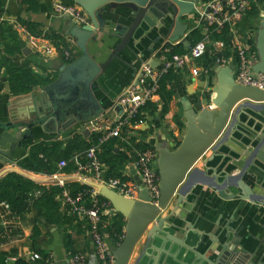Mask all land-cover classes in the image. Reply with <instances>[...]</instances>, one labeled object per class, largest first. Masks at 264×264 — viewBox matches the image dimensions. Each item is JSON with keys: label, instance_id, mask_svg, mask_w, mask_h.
Wrapping results in <instances>:
<instances>
[{"label": "crops", "instance_id": "crops-1", "mask_svg": "<svg viewBox=\"0 0 264 264\" xmlns=\"http://www.w3.org/2000/svg\"><path fill=\"white\" fill-rule=\"evenodd\" d=\"M1 1L4 4V14L0 19L2 23L0 32L2 30L4 32L6 31L5 33L3 32L4 34H8V32L15 33L22 47L21 56H15L11 60L19 63V65L24 63L28 64L34 74L42 78H53L54 82L58 78L62 66L65 65L62 61L60 51L49 58L35 54L26 46L23 34L16 28L17 24L21 25L20 20L30 21L39 24L43 31H55L64 37L71 48L75 47V41H70L62 34V27L64 25L63 18L57 17L52 12V3L54 0H39V11L34 13L26 11L20 5L19 0ZM209 1L202 0L200 7H197L195 11V15ZM128 13L125 9H107L103 15L107 21L106 31L109 34H98L96 41L88 43V53L97 63H104L116 45L119 44L118 38L112 36V33L117 25L126 27L130 24L131 18L128 17ZM263 22L264 0H257L254 8H251L243 14L236 23L233 31L229 33V30H227L228 39L226 42L222 40L225 45L223 49L216 48L214 45L215 41L211 40L207 51L201 59L191 64V66H197L199 68L200 74L198 76L215 85V70L217 67L235 66V47L239 43L245 46L246 50L255 56L256 63H258L256 39ZM185 23L188 25V30L183 36L188 38L189 33L194 30V21L189 18ZM165 34L166 27L163 29H159L158 26L147 28L146 25H143L136 32L135 38L130 41L129 45L132 52L124 50L120 54V59H114L111 65L99 75L93 89V94L101 107L100 118L111 121L118 119L119 116L116 111L118 108L117 100L127 87L134 82L135 75L139 72L142 63L150 62L153 57L152 55L166 45L165 40H158L159 37ZM184 48H190V44ZM216 57H223L226 61V66L216 65ZM198 76L194 77L189 67L175 69L174 78L169 84V89L172 91L173 97L169 105L168 113L162 117L159 112L161 102L159 96L156 95L151 101L158 107V112L154 116L148 117V120L140 127L133 128L134 132L126 133L122 138L123 142L128 145L131 144L132 148L129 153L122 150V153L126 156V166L123 175L130 185L137 187L135 198L138 197L143 188L141 187L139 171L134 163L136 148L134 146H146L147 149H152L156 152V147L159 144L161 147H166L169 151H174L181 144L187 132V119L184 108H186V100L189 99L188 92L197 91L196 87L190 88L189 85ZM1 84L0 137L5 132L11 136H14V133H19L22 137L26 130L20 127V124L32 117L36 108H40L47 100L43 92L44 87H36L27 95L13 97L9 93L8 83L2 80ZM66 99L73 98L68 97ZM210 107L213 110L215 109L211 104ZM263 115L264 106L248 101L240 102V108L235 115V122L231 126L230 133L218 146L214 149H209L196 163L195 167L200 172L207 171L220 184L224 183L230 176H237L246 164L243 161L244 156L248 154L251 148L256 147L259 137L264 133ZM95 117L78 123L66 132L59 134H54L51 130L45 132L40 127L35 128L33 130V138L23 142L22 147L15 148L14 151H11L5 164L0 163V174L4 170L16 169L34 178L36 180L35 182L46 186L58 184V181L54 180L53 176L63 179L65 181L64 187L67 189L76 183L84 185L80 181L81 178L87 177L89 180H92V174L88 171L87 173L73 172L68 174L55 173L53 175H43L21 170L18 163H22L23 165L32 164L31 158L29 157L31 145L41 141H67L75 133L83 134L84 131H87L84 127ZM90 135L92 134L89 132L88 138ZM10 146L11 142L9 141L3 151L8 150ZM262 150L257 157L255 156L253 158V161L249 165L245 166L246 171L243 175V181L249 187L257 189V192L260 194H264V148ZM156 162L157 152L154 164V168L157 171ZM200 178V174H193L191 180L197 181ZM228 192L232 193L235 190L231 188ZM183 196V198H180L177 193L167 209L161 213L160 217L168 219L165 224L169 227L165 230L166 233L183 241L186 247L191 249L195 248L200 254H205L212 259L218 253L220 246L228 241L225 239V228L228 225L233 232H236L237 236L243 239L241 243L242 247L248 249L250 253L257 251V255H261L264 252L263 205L258 203L251 204L246 201H239L238 199L232 201L222 200L216 194L214 187L200 183L195 184ZM179 200L182 201L179 202ZM61 210V212H64L66 209L62 207ZM114 213L113 210H106L103 216L112 217ZM77 217V221L87 219ZM33 218L34 214L28 212L17 227L11 225L13 229L14 227L18 228L16 233L20 234V238L16 237L17 234L14 236L11 232L9 228L12 227L2 226L3 231L0 233V237L4 239V242L0 243V252L7 254L9 259L25 258L30 261L28 256L34 253L30 241L33 229ZM103 223L106 226L108 222L105 221ZM79 224L73 222L68 228L63 226L60 229L51 228L48 231L46 229L42 230V236L39 240L40 246L52 257V264H67L68 259L75 254H82L89 263L95 262L89 231L84 230L82 226L78 229ZM173 225L176 228H172L171 226ZM190 225L192 226V230L189 229ZM102 228L104 229L103 226ZM150 228L151 226L148 229ZM79 230H84L85 233H79ZM65 231H67L73 240V253L67 251L65 248ZM203 232L206 234L213 233V237L217 238L219 245L216 246L215 252L208 251L212 247V244L210 242L211 239H209L210 237L207 235L203 237V243H198L201 238L199 234ZM105 235L108 246L114 251L117 248L116 243L111 241L107 233ZM157 251H163L165 254H162L159 258ZM172 256L174 260H172ZM156 258L159 259V264H200L204 261L195 259L190 251H185L174 243L165 241L163 244L160 243L158 238L150 242L147 239V234H145L136 245L129 264H136L137 262L139 264H153V260ZM9 262L12 263L13 261L9 260ZM30 262L34 263L33 261Z\"/></svg>", "mask_w": 264, "mask_h": 264}, {"label": "water", "instance_id": "water-1", "mask_svg": "<svg viewBox=\"0 0 264 264\" xmlns=\"http://www.w3.org/2000/svg\"><path fill=\"white\" fill-rule=\"evenodd\" d=\"M87 15L89 24L78 27L67 17H63L64 25L62 34L75 45L80 52V57L69 65H63L58 78L44 87L43 92L47 98L40 108H36L33 116L23 121L20 127L26 131L24 134L14 133L11 136L3 133L0 137V163L5 164L10 152L15 148L22 147L23 142L33 138V130L40 127L43 131H53L55 134L63 133L78 123L84 122L91 117L100 115L101 107L93 94L95 83L99 77L113 62L120 59L124 50L130 52V41L135 38L136 32L146 27H166V34L158 38L166 41L170 48L183 44L189 46L184 33L188 30L185 23L190 17H194L197 7H200L202 0H72ZM107 9H125L131 22L128 26L117 25L112 33L119 40V44L110 53L104 63H97L88 53V43L97 40L98 34H109L106 31L107 21L103 17ZM175 44V45H170ZM256 49L259 61L253 67L255 74H264V22L257 33ZM139 59V58H137ZM150 66L157 68V63H150ZM234 66L217 67L215 70V85L201 76L193 79L190 88L196 87L197 91L188 92L189 99L186 100L184 108L187 119V132L181 144L174 150L169 151L166 147L157 145V174L159 177V198L157 204H153L147 189L143 188L137 198H126L116 193L107 186L82 180L87 187L95 190L98 197L105 200L112 210L120 214L125 224V235L121 244L113 251L115 264H129L130 258L140 239L147 234L151 242L158 238L160 243L171 242L185 251H190L195 259L204 260L200 264H264V252L261 255L250 253L248 249L241 246L243 239L237 236L236 232L227 225L225 239L218 253L211 259L205 254H200L197 249L186 247L181 240L166 233L168 221L162 218L161 213L167 209L171 200L178 193L183 198L185 193L190 191L197 184L214 187L216 194L225 201L239 200L251 204L258 203L264 206V194L257 192V189L249 187L243 181L246 167L253 158L263 151L264 133L259 137L256 147L251 148L243 161L244 167L237 176H230L224 183H217L216 179L207 171L200 172L195 167L196 163L205 155L209 149H214L230 133L231 126L235 122V115L240 108V102L248 101L264 106V91L240 86L234 80ZM198 81V83H196ZM72 97L73 99H66ZM210 104L215 108L211 109ZM37 107V106H36ZM118 116L121 115V108H117ZM264 117V115H263ZM118 119L116 120V122ZM83 135L88 137L89 132L84 131ZM8 150L3 151L8 145ZM10 172L18 173L32 181L34 178L25 172L16 169L4 170L0 178ZM193 174H200L197 181L191 180ZM235 192L229 193V189ZM179 199V198H178ZM182 200H179L181 202ZM151 226L150 229H148ZM172 228H176L171 226ZM192 230V226L189 227ZM3 227L0 225V233ZM207 235L212 247L209 252H215L219 242L214 234L201 233L198 243H203V237ZM232 236V238H230ZM253 240V239H252ZM189 248V249H188ZM163 251H157L160 258ZM174 260L173 256L171 257ZM255 258H257L255 260ZM159 259H154L157 264ZM136 264H139L137 262ZM159 264V263H158Z\"/></svg>", "mask_w": 264, "mask_h": 264}, {"label": "trees", "instance_id": "trees-1", "mask_svg": "<svg viewBox=\"0 0 264 264\" xmlns=\"http://www.w3.org/2000/svg\"><path fill=\"white\" fill-rule=\"evenodd\" d=\"M51 1V0H49ZM66 5H74L72 0H60ZM22 7L28 12H38L40 8L39 0H19ZM255 5V4H254ZM254 5L252 8H254ZM253 10V9H252ZM4 14V4L0 0V19ZM21 26L24 27L30 34L34 36H44L49 39L60 50L62 61L65 65H69L75 59L80 57V52L77 47H72L64 39L53 30L43 31L39 24L20 20ZM0 22V28H2ZM4 31L0 32V76L1 80H5L9 85V93L13 97L27 95L33 91L36 87H46L53 82V78H42L33 73L31 67L24 63L19 65L11 60L15 56H21V43L13 32L4 34ZM227 30H223L220 33H212V41H224L228 39ZM203 38L202 31L200 29L192 30L187 40L189 41L190 48L185 49L183 44L177 45L169 49L168 56L183 55L190 51L198 42ZM70 50L76 51L74 57L71 60H67L63 56V51ZM4 70V71H3ZM175 69L171 68L164 73L158 82L157 95L161 102V108L159 112L164 117L169 110L173 93L169 89V84L174 78ZM2 86V84H1ZM158 112V107L152 102L148 101L143 107H141L138 113L130 120L131 125H135L139 122H146L148 117L154 116ZM134 132L131 127H125L122 132V136L119 138H112L108 141L100 144V134H92L90 137H85L83 134L75 133L71 139L67 141H41L30 146L29 157L31 158L30 165H23L18 163L21 170L32 172L35 174L53 175L55 173H73L77 172L78 164L87 166V160L85 158V152L91 147L97 146V157L102 164L106 177H117L127 181L123 175V171L126 166V156L122 153V150L131 152V144L123 142L122 138L126 133ZM137 132V131H136ZM131 141L134 142L133 139ZM135 149L145 150L146 146L136 145ZM77 159V160H76ZM64 161L65 167L58 168V164ZM69 191L74 193L84 194V205L91 207L93 199L100 202H106L98 196L92 197V189L81 183H76L68 188ZM64 188L58 184H50L49 186L39 184L32 181L18 173L10 172L0 178V203L4 202L9 206L8 213L5 214V210L0 208L1 214H4L5 220L24 218L25 214L32 212L33 229L30 237L31 248L34 253L39 254L40 259L34 263L26 260L25 258H16L12 263L9 262V256L0 252V264H45L49 254L40 246V238L42 236V230L47 231L51 228L60 229L63 226L69 227L73 222L80 223L78 229L82 226L84 230L89 231L90 223L88 219L83 221H77V215H69L67 210L61 212ZM107 203V202H106ZM66 208V207H65ZM67 209V208H66ZM109 209L112 208L109 206ZM101 216L100 228L103 232L107 233L113 243L118 246L123 241L125 235V220L117 213H114L112 217ZM107 221L105 226L103 222ZM104 227V229L102 228ZM11 232L17 234L18 228L10 226ZM84 230H79V233H85ZM65 248L69 252L73 251V240L71 236L65 231L64 236ZM4 242V239L0 237V243Z\"/></svg>", "mask_w": 264, "mask_h": 264}, {"label": "built area", "instance_id": "built-area-1", "mask_svg": "<svg viewBox=\"0 0 264 264\" xmlns=\"http://www.w3.org/2000/svg\"><path fill=\"white\" fill-rule=\"evenodd\" d=\"M256 2L257 0H210L196 15L194 14V29H200L202 31V40L183 55H172L169 57V45H165L157 50L152 55L153 57L150 62L157 63L158 67L150 66V62L142 63L139 72L135 75L134 82L127 87L117 100V105L122 110L118 121L103 120L100 118L101 115H99L91 119L84 129H87L90 134H100L99 143L102 144L109 139L121 137L125 127L138 128L143 125V122L131 125L130 120L135 117L139 109L146 102L151 101L157 95L160 77L171 68L180 69L184 67H189L194 77L198 76L200 74L199 68L197 66H191V64L201 59L205 54L208 45L211 43V34L213 32L220 33L223 30H229V33L230 31L232 32L243 14L249 11ZM52 12L57 17L69 18L78 27L89 24L87 15L75 4L66 5L60 0H54L52 3ZM16 28L23 34L26 46L35 54L49 58L60 51L57 46L44 36H34L19 24H17ZM214 45L219 49H223L225 46L221 40L215 41ZM235 50V83L240 86L264 91V74H255L253 72V67L256 64L255 56L249 53L241 43L236 45ZM74 54L75 51H63V55L67 60H71ZM215 63L219 66H226V61L223 57H216ZM1 82L0 76V86ZM96 150L97 146H93L85 152L84 156L87 160V166L78 164L77 173H87L88 171L92 174L91 181L103 184L126 198H135L137 187L130 185L128 181L122 180L121 178L106 177L105 170L97 157ZM134 155V163L139 171L141 187L147 189L153 204H157L160 192L158 186L159 177L154 168L156 152L152 149H135ZM63 167H65V162L61 161L58 164V168L62 169ZM53 178L58 181L59 186L64 188L62 204L64 205V209L67 208V213L69 215L87 218L90 223L89 235L93 245L95 262L89 263L82 254H75L68 259L67 264H115L113 250L108 246L106 235L100 228L102 214L106 210H111L109 209V204L93 199L92 206L87 207L84 205L83 193L72 194L64 187L65 181L63 179L57 178V176H53ZM84 179L89 180V178L83 177L80 181ZM92 191L91 196H97L95 190ZM0 208L6 211L5 214L8 213L9 206L6 203L1 202ZM3 215L0 212L1 226L9 227L20 224L19 219L14 218L13 221H8L4 219ZM16 237L20 238V234H17ZM28 259L35 262L40 259V256L37 253H32L28 256ZM9 260L14 261L16 259L10 258ZM45 264H52L51 256L47 258Z\"/></svg>", "mask_w": 264, "mask_h": 264}, {"label": "rangeland", "instance_id": "rangeland-1", "mask_svg": "<svg viewBox=\"0 0 264 264\" xmlns=\"http://www.w3.org/2000/svg\"><path fill=\"white\" fill-rule=\"evenodd\" d=\"M190 18L194 21V18H195V17H190Z\"/></svg>", "mask_w": 264, "mask_h": 264}]
</instances>
